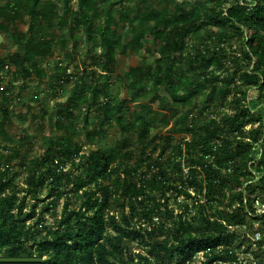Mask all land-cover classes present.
<instances>
[{
	"label": "trees",
	"instance_id": "obj_1",
	"mask_svg": "<svg viewBox=\"0 0 264 264\" xmlns=\"http://www.w3.org/2000/svg\"><path fill=\"white\" fill-rule=\"evenodd\" d=\"M0 35L10 46L0 49V264H264V0H0ZM84 43L93 51L81 74L56 65L44 83L73 82L61 118L84 109L87 122L94 106L101 119L86 138L115 122L118 140L83 153L73 123L56 121L63 134L21 153L3 78L43 83L54 46L70 56ZM128 53L142 57L123 77ZM116 77L128 97L110 94ZM147 101L188 108L175 125L190 135L170 156L169 136L150 141ZM183 195L176 212L169 198Z\"/></svg>",
	"mask_w": 264,
	"mask_h": 264
},
{
	"label": "rangeland",
	"instance_id": "obj_2",
	"mask_svg": "<svg viewBox=\"0 0 264 264\" xmlns=\"http://www.w3.org/2000/svg\"><path fill=\"white\" fill-rule=\"evenodd\" d=\"M19 22L16 24L18 25ZM21 27V26H20ZM23 27V25H22ZM9 44L4 42V37L0 35V49L2 52H7L9 49ZM93 51L92 45L90 43H84L80 46L77 52L71 51L70 47H68V52L71 53L70 56L66 55L65 51L60 50L56 46H54L53 51L50 52L46 59L42 61V66L46 70V77L42 81L35 76L28 77H12L10 74L6 75L3 78V87L8 88L9 96L12 98V103L14 108L10 112V120L6 121V131L7 133L14 138L15 147L18 146V150L21 153H28L30 156L36 155L43 151L44 149V138L51 133L63 134L65 132L64 128H57L56 121L63 126H69L70 123H73L74 127L72 128L74 133V138L83 142V153H86L97 147H104L107 145L113 144L119 138V130L115 122L110 125H106L102 134L94 135L93 133L89 138H86V131H92V127L96 126L99 123L101 117H99L96 112H94V106L91 107L87 122L83 118L84 109L79 111L76 110L74 112V116L68 119H62L61 113L59 112L64 104L68 95L72 92L73 82H66L61 85H53V87H49L44 83L51 77V72L54 67L57 66H67L70 71H73L76 76L81 74V71L84 70L88 66V63H91L92 58L86 57V54H89ZM149 46L145 45V53L150 54ZM141 54H137L136 56L133 53H128L123 59V65L121 70V76L124 77V74L127 69V65L134 63L135 59H140ZM98 71V70H97ZM94 77L91 75L86 81V87L94 82ZM142 83H144L142 81ZM146 84V83H145ZM110 94L117 96H126L128 97V91L126 85L123 81H120L118 77L114 78L110 85ZM207 96V92L199 94L195 98L196 104H201ZM208 108L209 110L215 111L219 107L220 99L217 95H214L209 98ZM151 110H148L149 114V137L150 141L154 143L157 141L159 137H161L162 141H167L168 136L170 137L167 143V148L165 150V157L172 155L177 152V147L180 146L182 140L186 139L190 134L188 133L185 125L182 121L178 122V126L175 125L177 120H180L182 114L187 112V106L178 107V109L168 112L163 105L157 101L154 103H149ZM175 106V105H174ZM130 120L134 119V114L138 111V108L131 103L130 104ZM164 112L167 114V121L162 122L161 115L157 113ZM249 125H247V128ZM22 132L27 134V142L25 144H21L19 141V136H21ZM137 140V136L134 135L132 139V143L135 144ZM14 147L11 145L5 151L6 156H10ZM162 146L157 147L153 156L158 157V154ZM18 162L15 161V165ZM17 170V166L15 167ZM19 172V170H18ZM23 178V174L17 175L16 181L21 183ZM20 196H23L22 192H19ZM184 196V197H183ZM179 196L177 201H174V197L169 198V206L174 208L176 212H178V207L176 202L187 201V197L185 195ZM64 198H61L59 204L56 206L55 212L59 214L61 210V205ZM190 199H188V202ZM27 201V199H26ZM46 224L53 225L55 222V217L51 214H46ZM111 228V227H110ZM112 230V229H111ZM134 248H137L134 245ZM235 246L237 247V242H235ZM253 249H257L254 247ZM238 252L241 253L240 249ZM136 251V250H134ZM242 254V253H241ZM240 254V255H241ZM204 257L201 253L197 255V260H202Z\"/></svg>",
	"mask_w": 264,
	"mask_h": 264
}]
</instances>
